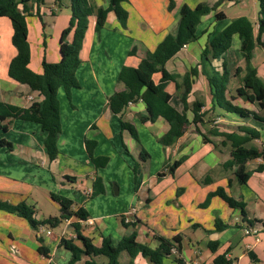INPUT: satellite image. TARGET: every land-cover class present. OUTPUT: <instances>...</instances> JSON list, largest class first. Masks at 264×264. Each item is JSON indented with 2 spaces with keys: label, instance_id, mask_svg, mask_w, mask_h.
I'll use <instances>...</instances> for the list:
<instances>
[{
  "label": "crops",
  "instance_id": "crops-1",
  "mask_svg": "<svg viewBox=\"0 0 264 264\" xmlns=\"http://www.w3.org/2000/svg\"><path fill=\"white\" fill-rule=\"evenodd\" d=\"M44 2H49L50 5L41 8ZM168 2V0L123 2L122 5L128 12L126 28L120 26L112 10L107 12L104 25L99 32L94 30L95 16L92 15L89 18L80 50L81 62L76 70L79 87L72 88L70 99L66 97L63 88H59L57 92L61 133L57 140L58 155L55 159L48 158L44 147L45 134L37 122L13 118L9 121L8 129L5 132L0 131V138H4L11 144L9 149L0 145L1 202L14 205L24 202L33 208L34 217L37 220L48 216H58L61 208L50 198L49 193L53 192V187H58L59 184L65 191L61 195L73 201L72 208L84 207L88 212V218H91L94 223L92 226H85L80 219L71 216L63 219L58 225L60 226L59 234L54 233L55 227L46 226L51 229V234L38 235L25 218L0 209V264H66L70 259V252L60 245V239L74 237L71 223L76 221L81 224L82 233L89 237L95 246H100L102 236H110L116 243L122 236L133 231L136 234V240L152 248H156L159 244L157 237L172 240L173 237L179 236L178 254H170L164 258V264H179L176 257L185 263L211 264L214 256L223 252H226L232 264H264V229L262 227L264 169L261 171L255 169L261 160L255 158L246 163L249 177L246 183H240L235 178L233 169L223 167V163L230 158V142L223 136L213 133V131L232 132L239 125H248L259 130V138L251 143L260 147L264 142V122L251 115L241 116L227 112L217 105L213 106L207 77L212 75L213 70L222 71V58H212L209 61L202 57V50L211 37L220 32L234 18L247 17L253 24L254 35L257 33V0L219 2L218 0H174V7L171 10L167 8ZM93 3L96 6L106 7L108 0H93ZM198 3H204L210 9L200 17L195 27L197 38L182 46L166 61L164 67L168 72L178 75L179 82L182 75L190 68L196 67L197 72L192 78L186 100L189 105L195 101L202 102L200 112L203 116L200 121L194 123L192 111L187 110L189 123L184 127L182 134L171 144L160 145L159 138L169 129V124L163 118L141 122L139 115L146 112L145 104L141 99L127 104L120 114H113L108 108V97L113 92L124 89V85L117 80L121 66H136L140 58L148 50H153L165 34L174 32L179 19L180 6L187 4L194 7ZM237 3L239 7L234 9L232 16H228L226 9L237 6L235 5ZM60 4L69 9V0L58 2L30 0L29 2L30 15L39 19L46 15H52L57 19L64 18V22L62 19L55 35L46 42V49L49 52L45 53V58L49 62L60 59V35L66 26L64 23L70 18V15L57 14ZM249 5L252 11L247 14ZM218 12H222L224 17L218 19L216 17ZM2 28H5L6 32H2ZM11 34L10 20L7 17H0V101L26 108L31 104L27 99L28 95H32L33 100H40L42 96L39 92L30 89L28 85L19 83L8 75V64L16 53L11 43ZM43 35L42 30L39 39L35 37L34 41L41 42ZM27 39L30 46L29 67L40 73L42 71L40 61L32 67L31 40L33 37L30 40L29 30ZM66 40H71V33L67 35ZM261 41L264 44V32ZM233 42H235L236 50L239 51L236 60L230 55ZM231 46L226 54L230 75L224 98L239 107L264 116V109L261 110L256 102H249L240 96L241 99L235 92L245 73V61L240 53V41L236 34L232 37ZM132 47H136V52L134 55H129L128 51ZM252 64L256 68L257 75L264 81V45L254 47ZM237 67L241 69L239 76L235 75ZM152 78L154 82H158L160 73H154ZM165 89L171 95L170 103L181 111L183 105L178 97L180 87L177 88L174 81H169ZM81 108L83 109L80 113ZM120 119L134 127L138 141L129 131L125 132L121 129ZM85 138L96 140L93 155L109 157L105 166L98 168L94 166L85 148ZM123 142L131 143L132 147L129 148ZM141 148L148 157L145 156L144 160L139 161L138 180H135L137 185L133 191V198L123 210L127 213L131 207H135L134 221L122 222L120 215L124 212L121 211L123 214L118 212L115 217L120 224L117 223L115 232L110 225L101 222L102 215L91 210L90 204L96 198V196H90L92 182L95 177H100L102 186L105 188L106 179L103 176V170L110 166L114 160V154H119L120 159L133 170L135 162L128 163L124 154L138 156L139 159ZM153 153H156L155 165L151 163ZM181 158L183 161L174 169L173 174H166L167 166ZM69 163L71 165L68 166ZM66 176L75 178L68 180ZM229 179L230 184H228ZM218 187H224L230 196L244 202L245 219L258 221L253 226H248L247 221L242 219L240 209L229 207L219 196H212L207 206H200L206 196ZM113 189L114 193L118 190L117 186ZM178 191L180 195L176 193ZM45 194L53 204L59 207L60 213L48 216L40 214L37 218L36 211L40 210L39 199ZM216 217L228 226L221 231L216 230L214 227ZM246 228L256 229L257 232L245 234ZM212 241L217 242L214 252L208 246V243ZM39 246L48 249L47 257L38 252ZM58 250H61L59 254H57ZM100 256H95V260L98 261L97 257ZM119 256L123 257L122 264H126L127 254L122 252ZM87 258L84 256L76 264H82V261ZM132 264L152 263L141 254H136Z\"/></svg>",
  "mask_w": 264,
  "mask_h": 264
},
{
  "label": "trees",
  "instance_id": "trees-1",
  "mask_svg": "<svg viewBox=\"0 0 264 264\" xmlns=\"http://www.w3.org/2000/svg\"><path fill=\"white\" fill-rule=\"evenodd\" d=\"M56 1L58 2L59 0ZM125 1L127 0H108L107 6L103 7L96 6L93 0H69L70 18L60 35V59L56 62H49L44 56L41 61L42 71L39 73L29 67L30 46L27 39L26 17L31 14L29 7L30 0H0V17H7L10 20L12 28L11 43L16 49L15 55L8 64V75L17 82L28 85L30 89L42 95L40 100L32 102L26 108L0 101V131L5 132L8 129L9 121L13 118L37 122L40 125L41 131L45 134L44 147L48 158L53 160L57 157V140L61 133L59 102L57 98L58 89L63 88L66 97L70 99L72 88L79 87L76 70L81 62L80 50L89 18L92 15L95 16L94 30L99 32L104 25L107 12L112 10L120 26L126 28L128 12L122 5ZM168 1L167 8L171 10L174 7V0ZM257 4V33L255 35L253 33V24L247 17L239 16L234 18L220 32L211 37L202 50V57L209 61L212 58H222V71L213 70L212 75L207 77L211 88L213 106L217 105L227 112L241 116L251 115L255 119L264 122V116L239 107L224 98L230 75L226 54L231 46L232 37L236 34L240 41V53L245 61V73L241 77V84L236 88L235 92L237 96L244 97L249 102H256L261 110L264 109V81L257 75L256 68L252 64L254 47L256 45H264L261 41V36L264 32V0H257ZM209 9L204 3H198L194 7L182 4L179 8V19L174 32L165 34L153 50H148L140 58L136 66H121L117 80L124 85V89L113 92L108 97V108L113 114H120L126 108L129 101L134 102L141 99L146 109L144 114L139 115L141 122L163 118L169 124V129L158 140L162 145L171 144L182 134L184 127L189 123L186 115L187 110H191L193 113L192 122L197 123L202 119L203 113L200 112V109L203 103L195 101L189 105L186 100L191 88L192 78L197 72L196 67L190 68L182 75L179 82L177 80L179 76L168 72L164 65L184 44L190 43L197 38L195 27L199 23L200 17L206 14ZM216 17L221 19L224 17V14L218 12L216 13ZM70 33L71 40L67 41L66 37ZM135 52L136 47H132L128 51V54L134 55ZM240 70L239 67L236 68V76H239ZM156 72L160 73L158 82H154L152 78ZM169 81H174L176 87H180L178 97L183 105L181 111L177 110L170 103L171 95L165 89ZM119 121L121 129L129 131L136 141H138L134 127L121 119ZM213 133L223 136L230 142V158L223 163V167L233 169L234 176L240 183H246L249 177V171L246 169L248 161L261 158V162L258 163L255 169L257 171L264 169V142L260 147L251 143L254 139L259 138L260 132L258 129L248 125H239L232 132L213 131ZM84 144L87 154L96 168L107 164L109 160L108 156L93 155L96 140L85 138ZM0 145H4L8 149L11 146L4 138H0ZM145 156L148 157V154L141 148L138 160H144ZM139 161L135 162L133 166L134 174L138 172ZM182 161V158L174 160L167 166L168 172L173 174L174 169ZM65 178L74 180L75 177L66 176ZM228 184H230V179ZM102 190L101 178L95 177L92 182L90 196H94ZM49 196L63 210L58 216H48L37 220L34 217L33 208L24 202L14 205L0 201V209L25 218L35 230L40 225L54 228L63 219H68L71 216H75L80 220L88 218V212L84 207L78 206L75 209L72 208L74 203L71 199L54 192H50ZM212 196H219L231 208H239L243 215L242 219L247 221L248 226H253L258 221L257 219H245L244 202L234 199L225 191L224 187H218L215 191L210 192L200 206H207ZM71 226L73 227L75 237H61L60 239V245L70 252V259L66 264H76L84 256L88 258L83 260L82 264H119L118 257L122 252H125L128 256L126 264H132V259L136 254H141L148 258L152 264H164V258L170 255V247L172 245L176 244L177 250L179 251L180 249L179 236L173 237L172 240L157 237L159 244L156 248H152L136 240L134 231L122 236L116 243L113 242L110 236H102L100 246H95L91 239L82 233V226L78 221L72 222ZM227 226L228 224L224 223L220 218H215L214 227L216 230L221 231ZM262 227L264 229V223H262ZM208 246L214 252L217 248V242H209ZM38 252L46 257L48 256V249L43 246L38 247ZM99 255L105 256L107 262L96 261L94 257ZM252 259L255 260L254 258ZM176 261L179 264H186L179 257H176ZM211 264H232V260L226 257V252H223L216 254Z\"/></svg>",
  "mask_w": 264,
  "mask_h": 264
},
{
  "label": "rangeland",
  "instance_id": "rangeland-1",
  "mask_svg": "<svg viewBox=\"0 0 264 264\" xmlns=\"http://www.w3.org/2000/svg\"><path fill=\"white\" fill-rule=\"evenodd\" d=\"M43 4L44 5L41 4V8L44 6L50 5L49 2H44ZM235 5H237V6H235L236 8L231 7L229 9L228 8L226 9V13L228 14V16H232L234 9H237V7H239V3H237ZM59 7H60V10H59V12H57V14H59V15L60 14L70 15V10L66 6L60 4ZM247 10H248L247 14L248 13L250 14V12L252 11L251 5L248 6ZM62 19L64 22V18L59 17L57 19V17L55 18L52 15H46L45 17H43L41 19H39L38 17L33 16V15H29L26 17L28 30H29V34H30V40L33 37V39L31 40L32 67H34L35 64H39V61L41 63L43 57L45 56V53L48 54L49 51L46 49V46H47L46 42L51 38V36L55 35V31L60 27ZM64 24L67 26L68 21L65 22ZM42 30L44 32V35H43V38L40 40L41 42L34 41L35 37L37 40L39 39V35H40V32ZM2 32H6V29L2 28ZM42 40H43V43H42ZM44 42H45V44H44ZM118 43H119V41H118ZM237 53H239V51H238V49L236 50L235 42H233V44L230 48V55L234 60H236V58H237ZM86 80H88L87 77H86ZM61 92H62V90H61ZM239 98H241V97L239 96ZM82 107H83V105H82ZM82 109L83 108H81L79 110L80 113L82 112ZM62 120H63V116H62ZM64 122H66V121L65 120L63 121V124L65 125L66 123H64ZM124 131L126 132L127 130H124ZM119 139L121 141V137H119ZM132 140H134V139H132ZM155 140H157V139H155ZM124 144L126 146H129V148L132 147L131 143L125 142ZM160 145H161V143H160ZM75 150H76V148H75ZM76 152H78V151H76ZM114 156H115L114 160L111 162L110 166L106 170H103V176L106 179L105 188L102 186L103 190L100 193L92 196V197L96 196V198L91 202L90 206H91V210L102 215L101 222L110 225L112 227L113 231L116 232L117 225L120 223L117 220V218L115 217V215L118 214V212L123 211L125 209V207L128 205V203L129 204L131 203L132 198H133V191H135V188L137 185V181H135V180H138V175L134 174L132 169H129L128 165H126V163H124L120 159L119 154L118 155L114 154ZM128 156H127V154H124V157L126 158L125 160L130 164L139 161L138 156L133 155L134 156L133 157L130 154H128ZM62 157H64V156H62ZM155 158H156V153H153V158L151 160L152 165H155V162H156ZM62 159H64V158H62ZM69 165H71V163H69L68 166ZM138 170H139V168H138ZM168 173L169 172L167 171L166 174H168ZM127 174H130V175H127ZM115 185L117 186V189H118L117 193H114L113 187ZM53 190H54L53 191L54 193H57L60 195L63 194V192L65 193V191H63V189L59 186V184H58V187H53ZM176 193L178 195H180L178 192H176ZM39 203H40V210L41 211L37 209V211H36V217L37 218L40 217V214H44L45 216H48V215H58L60 213L59 207H57V205L53 204L52 200H50V198L47 197V194L42 195L40 197ZM123 212L126 213L125 211H123ZM123 212H121V213L123 214ZM53 231H54V233L59 234L60 233V226L55 227L53 229ZM60 251L61 250H58L57 254H59ZM57 258H58V256L56 257V259ZM97 259L99 262H102V263L107 262V258L103 255H101L100 257H97ZM118 262H119V264H122L123 263V257L119 256Z\"/></svg>",
  "mask_w": 264,
  "mask_h": 264
},
{
  "label": "built area",
  "instance_id": "built-area-1",
  "mask_svg": "<svg viewBox=\"0 0 264 264\" xmlns=\"http://www.w3.org/2000/svg\"><path fill=\"white\" fill-rule=\"evenodd\" d=\"M185 46V44L183 45V47ZM42 96V95H41ZM27 99L32 103L36 100H33V97L32 95H28L27 96ZM132 102L129 101L128 104H131ZM261 160V158H259ZM136 209L135 207H131L130 211H128L127 213H124L123 215H120V219L122 222L124 223H130L132 221H134L133 219V214L135 213ZM81 222L85 225V226H92L94 223L92 221L91 218H87L86 220H81ZM38 235H41V234H46V235H50L51 234V229L49 227H46V226H43V225H40L37 229H36ZM256 229H250V228H246L244 229V233L245 234H256ZM75 237V235H74ZM73 237V238H74ZM170 254H178V250H177V247L176 246H171L170 247ZM227 257V255H226ZM228 258V257H227ZM186 264H191V263H186ZM192 264H195L194 262H192ZM255 264H259V263H255Z\"/></svg>",
  "mask_w": 264,
  "mask_h": 264
},
{
  "label": "water",
  "instance_id": "water-1",
  "mask_svg": "<svg viewBox=\"0 0 264 264\" xmlns=\"http://www.w3.org/2000/svg\"><path fill=\"white\" fill-rule=\"evenodd\" d=\"M115 187V189H116V186H114ZM115 193H117V190H115ZM63 212V210L61 209V213ZM65 213H67L66 211H65Z\"/></svg>",
  "mask_w": 264,
  "mask_h": 264
}]
</instances>
